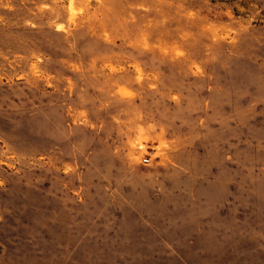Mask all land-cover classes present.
I'll list each match as a JSON object with an SVG mask.
<instances>
[{
    "label": "rangeland",
    "instance_id": "1",
    "mask_svg": "<svg viewBox=\"0 0 264 264\" xmlns=\"http://www.w3.org/2000/svg\"><path fill=\"white\" fill-rule=\"evenodd\" d=\"M0 264H264V0H0Z\"/></svg>",
    "mask_w": 264,
    "mask_h": 264
},
{
    "label": "built area",
    "instance_id": "2",
    "mask_svg": "<svg viewBox=\"0 0 264 264\" xmlns=\"http://www.w3.org/2000/svg\"><path fill=\"white\" fill-rule=\"evenodd\" d=\"M146 160H149V158H145Z\"/></svg>",
    "mask_w": 264,
    "mask_h": 264
}]
</instances>
